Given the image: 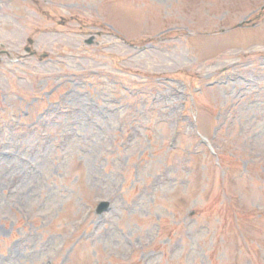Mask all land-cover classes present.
Here are the masks:
<instances>
[{"label": "rangeland", "instance_id": "obj_1", "mask_svg": "<svg viewBox=\"0 0 264 264\" xmlns=\"http://www.w3.org/2000/svg\"><path fill=\"white\" fill-rule=\"evenodd\" d=\"M47 1L0 0L61 50L0 62V264H264V0Z\"/></svg>", "mask_w": 264, "mask_h": 264}, {"label": "flooded vegetation", "instance_id": "obj_2", "mask_svg": "<svg viewBox=\"0 0 264 264\" xmlns=\"http://www.w3.org/2000/svg\"><path fill=\"white\" fill-rule=\"evenodd\" d=\"M35 16L34 19L38 23V20H41L44 22V15L45 11L34 7ZM57 12V11H56ZM56 12L53 15L56 16ZM58 13V12H57ZM16 13H14L15 15ZM29 14L27 10L25 9L23 13H18V18L23 17L21 24L22 26L26 25L29 19ZM60 15L58 19H60ZM20 19H17V25L19 24ZM39 25V24H38ZM33 25L34 27L31 28L30 34L26 37L25 42H22L20 45L19 42H11V48L10 52H7L5 55L8 58H14L15 61L21 62V61H37L39 63H46V62H53L58 63L61 57V50H60V42H49L47 41H41V38L43 37H52V35L55 34V27L52 28L50 31H46L43 26ZM57 25H60L59 23ZM44 34L42 37H39L40 34ZM48 34V35H46ZM2 45V43H0ZM3 52L4 50H0ZM4 55V54H3Z\"/></svg>", "mask_w": 264, "mask_h": 264}, {"label": "water", "instance_id": "obj_3", "mask_svg": "<svg viewBox=\"0 0 264 264\" xmlns=\"http://www.w3.org/2000/svg\"><path fill=\"white\" fill-rule=\"evenodd\" d=\"M90 42V41H89ZM106 206L105 203H101L98 208H97V211H101L104 207Z\"/></svg>", "mask_w": 264, "mask_h": 264}]
</instances>
